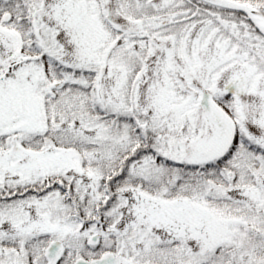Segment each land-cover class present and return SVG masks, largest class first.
<instances>
[{
	"label": "snow or ice",
	"instance_id": "1",
	"mask_svg": "<svg viewBox=\"0 0 264 264\" xmlns=\"http://www.w3.org/2000/svg\"><path fill=\"white\" fill-rule=\"evenodd\" d=\"M0 264H264V0H0Z\"/></svg>",
	"mask_w": 264,
	"mask_h": 264
}]
</instances>
